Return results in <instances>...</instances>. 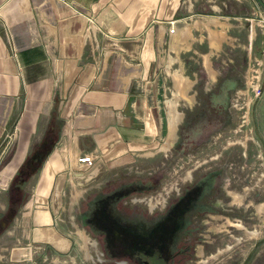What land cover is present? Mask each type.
Instances as JSON below:
<instances>
[{"label": "crops", "instance_id": "obj_1", "mask_svg": "<svg viewBox=\"0 0 264 264\" xmlns=\"http://www.w3.org/2000/svg\"><path fill=\"white\" fill-rule=\"evenodd\" d=\"M232 23L250 24L247 51L264 64V0H0V144L12 149L1 178L51 149L37 158L32 196L54 189L61 198L103 166L164 143L172 72L194 86L188 68L210 69L240 42ZM83 154L93 168L77 164ZM49 212L33 225L52 223Z\"/></svg>", "mask_w": 264, "mask_h": 264}, {"label": "rangeland", "instance_id": "obj_2", "mask_svg": "<svg viewBox=\"0 0 264 264\" xmlns=\"http://www.w3.org/2000/svg\"><path fill=\"white\" fill-rule=\"evenodd\" d=\"M204 13L212 14L207 6ZM232 24L241 32L240 42L230 43V47L224 50L225 55L213 59L211 70L203 69L200 63L187 69L185 75L189 79L190 73L196 70L197 85L192 86L190 80L193 79L188 80L183 71L172 72L174 86L172 90L170 85L171 94L167 100H172L177 92L174 74L184 77L187 89L178 97L180 121L175 140L167 151L162 149L165 140L154 148L138 151L136 155L123 156L117 164L103 166L91 181L79 182L76 190L66 192L61 198L53 189L40 201L32 196V181L29 182L26 186L28 196L0 243V247L11 249L12 257L17 260L14 263L91 264L89 254L94 256V249L90 243L99 237L80 220L90 201L99 194L139 185L141 190L131 192L122 201H127V211L140 209L143 202L132 203L128 199L153 195L162 200L167 192L173 194L187 185L190 173L218 172L221 186L232 189L226 187L229 181L236 191L247 193L253 203H261L234 207L239 215L236 217H241L246 229H239L242 228L239 223L233 230L224 227L233 237L220 236L218 247L224 251L203 264H264V210L257 209L264 204V64L255 61L247 51L250 24L247 27L242 25V28H239L240 23ZM256 47L254 42L253 52L257 51ZM209 72L213 73L214 79ZM257 84L259 95L255 90ZM194 93L197 95L193 96ZM187 96L192 97L191 102L185 101ZM5 144H0V207L4 205L10 182L1 178L12 151ZM244 153L247 157L243 156ZM144 186L149 189L143 190ZM230 194L241 197L236 192ZM232 202L241 204L234 197ZM42 210L50 211L53 222L47 225L34 222L33 225L32 216Z\"/></svg>", "mask_w": 264, "mask_h": 264}, {"label": "flooded vegetation", "instance_id": "obj_3", "mask_svg": "<svg viewBox=\"0 0 264 264\" xmlns=\"http://www.w3.org/2000/svg\"><path fill=\"white\" fill-rule=\"evenodd\" d=\"M243 156L247 157L246 153ZM30 158L10 180L4 205L0 207V243L28 196L26 186L36 168L30 175L28 173L31 167L38 165L37 159L31 163ZM219 179L218 172L190 173L187 185L173 194L167 192L162 200L153 195L129 198L132 203H144L140 209L129 211L125 210L127 201L122 199L142 187L125 186L102 192L90 201L80 220L99 237L90 243L94 249V256L89 254L91 264H203L222 253L224 248L218 247L220 236L233 237L230 230L236 228V223L242 225L239 229H246L241 217H236L239 215L234 207L255 206L261 202L253 203L247 193L236 191L229 181L226 187L232 189H226L218 183ZM147 188L149 186H144L143 190ZM230 192L241 195V204L232 202ZM10 250L0 247V264H16Z\"/></svg>", "mask_w": 264, "mask_h": 264}, {"label": "bare ground", "instance_id": "obj_4", "mask_svg": "<svg viewBox=\"0 0 264 264\" xmlns=\"http://www.w3.org/2000/svg\"><path fill=\"white\" fill-rule=\"evenodd\" d=\"M210 73V77L214 79V75L212 72ZM173 78L176 81L177 84V92L174 94V98L172 100H169L167 102L168 105V119H169V136L168 139L166 140L165 144L163 145L162 149L164 151H167L173 144L175 137H176V129L180 121V114L177 111V106H178V97L179 94H183V92L187 89L186 85L187 82L185 81L184 77L181 74H174ZM185 101L191 102L192 97H186ZM160 151V150H159ZM232 197L236 199L237 201H241V197L232 194ZM257 209H263L264 210V204L257 206ZM86 241V240H84ZM87 243V242H86ZM85 243V245H86Z\"/></svg>", "mask_w": 264, "mask_h": 264}, {"label": "built area", "instance_id": "obj_5", "mask_svg": "<svg viewBox=\"0 0 264 264\" xmlns=\"http://www.w3.org/2000/svg\"><path fill=\"white\" fill-rule=\"evenodd\" d=\"M6 38H7L8 44L10 45V38L8 37ZM255 90H256V95H259L260 94L259 84H257ZM76 162L83 170L91 169L94 167L95 158L90 154H83L76 159Z\"/></svg>", "mask_w": 264, "mask_h": 264}, {"label": "water", "instance_id": "obj_6", "mask_svg": "<svg viewBox=\"0 0 264 264\" xmlns=\"http://www.w3.org/2000/svg\"><path fill=\"white\" fill-rule=\"evenodd\" d=\"M51 149H39L36 152H34L31 156V163H33L34 161H36L37 158L41 159L43 156H45L46 154L49 153ZM38 166V165H37ZM37 166H33L30 169V172L28 173V175H30L31 173H33L35 171V168H37Z\"/></svg>", "mask_w": 264, "mask_h": 264}, {"label": "trees", "instance_id": "obj_7", "mask_svg": "<svg viewBox=\"0 0 264 264\" xmlns=\"http://www.w3.org/2000/svg\"><path fill=\"white\" fill-rule=\"evenodd\" d=\"M55 137L52 135L51 130H49L46 134V139L53 140Z\"/></svg>", "mask_w": 264, "mask_h": 264}]
</instances>
